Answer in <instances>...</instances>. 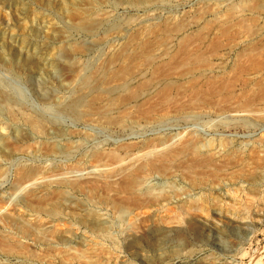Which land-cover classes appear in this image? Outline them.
I'll list each match as a JSON object with an SVG mask.
<instances>
[{
	"label": "bare ground",
	"instance_id": "6f19581e",
	"mask_svg": "<svg viewBox=\"0 0 264 264\" xmlns=\"http://www.w3.org/2000/svg\"><path fill=\"white\" fill-rule=\"evenodd\" d=\"M1 1L9 6L0 12V182L9 160H71L16 168L0 197L1 256L120 264L126 252L147 263L169 243L191 246L232 226L244 205L264 207V193L243 205L230 192L264 171V135L243 150L212 147L192 130L154 133L179 119L211 117L215 130L264 124V0H209L180 17L125 22L92 9L63 27L43 18L21 36L1 30L21 16L18 0ZM147 2L144 10L164 6ZM54 41L62 48L46 54ZM6 77L42 87L43 109L27 110ZM56 117L126 137L80 156L78 134L59 130ZM172 179L183 188L153 185ZM209 188L221 199H193Z\"/></svg>",
	"mask_w": 264,
	"mask_h": 264
},
{
	"label": "rangeland",
	"instance_id": "374dc122",
	"mask_svg": "<svg viewBox=\"0 0 264 264\" xmlns=\"http://www.w3.org/2000/svg\"><path fill=\"white\" fill-rule=\"evenodd\" d=\"M161 1L164 2V6L162 7L164 9L144 10V7L150 4L147 0H18V6L22 10L21 16L17 20H12L2 25L1 30L14 36L27 35L30 29L43 18L55 25L63 27L64 22L70 23L79 18L84 11H90L92 9L119 22H125V19L127 20L129 16L133 19H144L153 16L158 18L166 16L180 17L184 15V12L185 14H191L197 7L199 8L211 2L209 0ZM8 6L9 4L7 5L0 0V12L8 13ZM58 15L62 16V20L59 19ZM46 35V30L38 31L37 33L39 39L44 38ZM79 40L81 38L75 36L73 42ZM62 46L59 41L51 42L45 48V53L50 55L54 51L61 49ZM1 73L0 71V76ZM6 78L5 82L20 95V99H22V103L27 110L41 111L43 109L46 105L43 95H46V93L42 87L35 82H16L10 78ZM53 79L54 83L65 82L64 78L56 75ZM57 96L55 95V97ZM181 120L179 119L177 122L168 124L163 127L164 130L161 128L154 133L174 135L192 130L196 135H199V138H203L202 140L211 142L212 147L219 148L221 146L219 149L235 147L243 150L252 143L253 139L264 135V124L255 125L253 128L234 127L230 125L234 129L227 126V128L215 130L212 126L214 120L211 117L199 119L198 122L195 121L196 123L189 119ZM186 120L192 123H189V121L186 122ZM56 121L59 130H63V132L74 130L78 134L72 137L71 141L80 146L82 145L78 154L80 156H87L96 149L110 147L115 143L114 141H119L121 138L126 137L125 135L121 136L90 128L72 122L67 118L56 117ZM82 134L87 135L88 139L82 138ZM137 135L140 136L141 134ZM147 135L149 136L150 133ZM65 160L63 158L49 159L38 157L19 158L7 161L4 165L6 176L0 182V197L10 188L15 173L14 171L19 165L41 166V164H54V162L55 164H69L71 162V160ZM49 161L52 162L49 163ZM252 176L244 180L240 185L237 184L230 187V192L236 194L243 205L245 204L246 197H258L264 193V171H256ZM252 179L254 180L252 181ZM153 185L158 188H160L159 186L162 188V185L173 189L183 188V185L178 180L174 181L173 179L172 181L168 180L165 182L155 181ZM222 196L223 193L216 188H209L192 193L193 199L195 198L200 201H204L207 198L220 200ZM12 202L16 201L14 200ZM235 218L236 223L232 226L220 230L210 229L202 240H193L192 243L194 244H191V246H176L169 243L163 251L148 253L147 263H142L134 255H128V253L122 252L120 264H253L257 260H263L264 207L262 205L260 206L259 203H255L252 206L244 205L242 210L239 212L236 211ZM75 246L74 244L71 247L74 249ZM0 264L23 263L0 255Z\"/></svg>",
	"mask_w": 264,
	"mask_h": 264
}]
</instances>
